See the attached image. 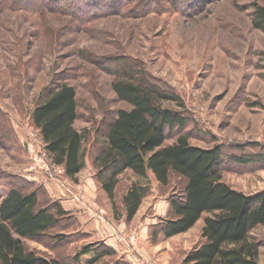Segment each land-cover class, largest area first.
<instances>
[{
  "label": "rangeland",
  "instance_id": "rangeland-1",
  "mask_svg": "<svg viewBox=\"0 0 264 264\" xmlns=\"http://www.w3.org/2000/svg\"><path fill=\"white\" fill-rule=\"evenodd\" d=\"M44 1L46 7L61 4L57 9H62L32 8ZM89 1L26 0L22 9L9 4L0 9V193L3 184L19 188L16 179L44 182L51 199L76 202L78 198L86 206L102 208L105 218L124 222L118 204V219L113 217L110 201L93 180L97 169L92 166L115 113L129 109L112 91L124 61L120 59L182 101L183 109L169 107L184 114L186 126L168 132L166 146L180 133L195 147L221 146L222 182L247 196L263 191L264 167L232 159H252L264 153V35L251 25L252 6L264 7V0H110L111 9L96 10L86 7ZM63 83L76 91L75 128L89 135L84 144L86 167L76 183L65 180L62 169L49 166L46 159L48 170L29 171L35 154L43 152L38 132L30 125V113L47 90ZM89 177L97 189L93 196L84 190ZM171 179L162 188L151 174L142 179L127 171L119 176L116 198L120 201L123 189L131 183L149 186L146 198L152 194L166 200L178 197L183 181ZM54 191L59 196L52 195ZM143 202L140 214L122 223L129 232L127 238L139 246L147 241L143 250L154 260L140 258L155 264H180L184 252L201 241L203 220L209 215L204 214L179 238L153 237L150 228L142 233L138 229L152 201ZM76 229L61 224L23 244L45 257L74 264L71 257L77 249L98 240L89 236L80 241ZM81 233H85L83 228ZM113 233L118 235L116 230ZM251 237L260 244L263 263L264 225L255 228ZM102 243L92 249H102ZM118 257L98 260L91 254L82 264H112Z\"/></svg>",
  "mask_w": 264,
  "mask_h": 264
},
{
  "label": "trees",
  "instance_id": "trees-1",
  "mask_svg": "<svg viewBox=\"0 0 264 264\" xmlns=\"http://www.w3.org/2000/svg\"><path fill=\"white\" fill-rule=\"evenodd\" d=\"M100 1L91 0L85 4L92 10L101 6L112 8L110 0L107 3ZM25 2L0 0V9L6 4L22 9ZM45 4L44 1L32 8L62 9H57L61 4L55 7H46ZM252 9L251 25L264 35V7L254 4ZM72 10L76 11V8ZM125 60L120 59L122 68L112 83V91L116 99L126 103L129 109L115 113L104 134L101 149L92 160V166L97 169L93 180L100 184L110 201L113 217L118 219V204L124 222L133 221L150 192L149 186L131 183L123 189L118 201L119 176L127 171L142 179L151 174L162 188L168 187L174 176L183 181V190L178 197L168 199L167 218L150 227L151 236L171 238L186 233L207 214L209 216L203 220L201 228V241L180 264H258L260 244L251 237V232L264 225V190L247 196L222 182L219 167L224 148L221 146L211 149L195 147L189 143L188 136L181 133L173 144L166 146V134L173 130L182 131L187 123L184 114L169 105L183 109V103L172 91L156 85L143 71L136 73ZM77 118L75 88L65 83L47 90L29 118L30 125L38 132L49 166L61 168L63 178L73 183L86 167L84 144L89 136L86 131L75 128ZM254 156L252 159L234 157L232 160L238 164L252 162L264 167V153ZM16 180L21 184L19 188L12 184L1 187L0 264H66L64 259L45 257L28 250L23 240H37L61 224L77 228L73 231L78 233L80 241L85 240L88 236L81 233L77 216L65 211L61 200L51 199L44 182ZM96 245L99 246L94 242L78 248L71 261L80 264V258L90 253L98 260L117 255L103 245L102 249H92ZM112 264L131 262L117 259Z\"/></svg>",
  "mask_w": 264,
  "mask_h": 264
},
{
  "label": "crops",
  "instance_id": "crops-1",
  "mask_svg": "<svg viewBox=\"0 0 264 264\" xmlns=\"http://www.w3.org/2000/svg\"><path fill=\"white\" fill-rule=\"evenodd\" d=\"M84 186H86L84 188V190H85V193L87 194V196L88 195L93 196L95 194V192L97 191L96 186L93 183L92 177H89L86 185H84ZM52 190H54V189H52ZM51 194L56 196V197L59 196V194H56V191L52 192ZM147 200H151L152 202L147 207L149 214L148 215H145V214L142 215L143 217H145L144 223L142 222L143 224L138 225V229L141 231V233L143 231L147 232L149 230V228L156 225L158 223V221L166 220L167 214L169 212L168 211V209H169L168 199L166 200L164 198L157 197V195H155V194H152L151 197L146 198V201L143 200L144 201L143 203L146 204ZM61 204H62L65 211L71 212L73 214H77L76 216H77V218L81 224V227L85 231V233H84L85 235H87L88 237L91 236L93 238H98V240H94L96 243H100L102 241L103 246L113 249L118 254V256H119L118 258L120 261L130 263L131 261H133V259L138 258L140 256L149 258L152 261L154 260L152 257H150L149 255L146 254V251L143 250L145 245H146L145 243L147 242L145 240H144V244H143L144 247L141 245H140L141 246L140 247L139 245H136V243H134V240L126 238V241L130 245L134 243V249H130L126 244H125L126 245L125 246L124 244H120L117 242L116 236L113 233L115 230L118 232V234H120L118 237H120V236L128 237V234H129V232L127 231V228L124 227V225H122V223L125 224V222H123V220L119 219V220H117V222H114V220L112 218L110 219V217L108 215H107L108 217L105 218L106 213L104 215H99V213H98L99 210H103L102 208H98V207L91 208V206L89 204L86 206L85 203L78 198L76 199V202L74 200L67 199V200H64L63 202H61ZM141 208H143V207L140 206L137 214H140ZM86 212L89 213V215H90L89 218L87 217L88 214H86ZM154 222H156V223H154ZM116 223H120V224H117V225H119V226H117L119 229H117ZM202 226H203V224H202ZM188 233H189V231L186 233H183L182 235H185ZM182 235H177V236L179 238ZM177 236H174V237H177ZM185 253L187 254V252H184V255L182 256L183 258L186 255ZM89 255H91V253L82 256L80 258V264H82V262H84L83 260H88ZM258 264H264V260H263V263L261 261L260 252H259Z\"/></svg>",
  "mask_w": 264,
  "mask_h": 264
},
{
  "label": "built area",
  "instance_id": "built-area-1",
  "mask_svg": "<svg viewBox=\"0 0 264 264\" xmlns=\"http://www.w3.org/2000/svg\"><path fill=\"white\" fill-rule=\"evenodd\" d=\"M44 160H45V155H44L43 152L36 153L35 156H34V159H33V161H35V165H33L32 167H30L29 171L35 172L36 170H40V171H46V170H48L47 169V166L44 163ZM98 213H99V215H104L105 214L104 210H99ZM119 235L120 234L116 235V240H117L118 243L124 244V245L126 244L130 249H134V243L130 245L126 241V238L127 237H123V236L118 237ZM131 264H155V263H153L151 261H148L146 259H143V258L138 257V258L133 259V261H131Z\"/></svg>",
  "mask_w": 264,
  "mask_h": 264
}]
</instances>
